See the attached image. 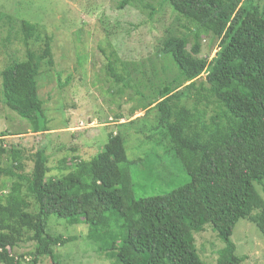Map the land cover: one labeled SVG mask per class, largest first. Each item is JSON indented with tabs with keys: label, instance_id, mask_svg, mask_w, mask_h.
<instances>
[{
	"label": "trees",
	"instance_id": "obj_1",
	"mask_svg": "<svg viewBox=\"0 0 264 264\" xmlns=\"http://www.w3.org/2000/svg\"><path fill=\"white\" fill-rule=\"evenodd\" d=\"M115 1L118 10L135 2ZM245 1L162 0L193 27V44L189 49L187 36L169 33L157 56L169 59L177 75L158 88L147 79V85L139 83L151 88L148 96L137 86L133 93L141 112L158 111L155 130L174 150L189 176L187 184L137 199L124 138L118 134H110L92 160L74 158L59 169V177L49 179L43 149L25 174L20 152L3 146L14 136H0V180L9 184L0 185V264H19L11 250L29 242L35 246L34 262L42 256L55 260L54 249L70 239L47 233L51 216L96 229L89 238L111 264H206L194 244V235L206 227L224 245L217 264H240L230 237L244 219L264 239V201L255 190L264 181V12ZM201 31L218 42L209 60L199 56ZM20 32L25 46L41 37L38 26L26 21ZM44 39L42 53L27 50L24 60L11 61L0 73V103L42 135L49 130L37 80L41 63L51 58V38ZM117 63L109 61V77L131 89L129 66L122 65V77ZM202 75L207 87H197ZM116 92L125 93L120 87Z\"/></svg>",
	"mask_w": 264,
	"mask_h": 264
},
{
	"label": "rangeland",
	"instance_id": "obj_2",
	"mask_svg": "<svg viewBox=\"0 0 264 264\" xmlns=\"http://www.w3.org/2000/svg\"><path fill=\"white\" fill-rule=\"evenodd\" d=\"M249 1L264 12V0ZM21 21L37 25L40 40L36 38L25 46ZM191 31L193 27L162 0H135L123 10H118L115 0H0V73L11 61L24 60L27 50L42 53L44 37L51 38L50 62L41 63L37 80L49 132L33 133L29 122L0 103V136H14L3 140V146L20 152L25 174L32 172L33 156L43 149L51 168L46 175L49 179L59 177V169L69 166L74 158L92 160L103 150L108 136L118 134L124 138L137 199L165 195L187 184L189 176L174 150L155 130L158 111L141 112L140 99L133 92L137 86L148 96L151 88H142L139 83L147 85V79L158 88L177 75L169 59L157 56L159 46L172 33L187 36L190 49ZM200 46L199 56L209 60L218 42L201 31ZM114 59L122 77V65L129 66L131 89L116 85L109 77L108 64ZM131 63L137 67H131ZM204 82L202 75L197 87H207ZM118 87L125 93L118 94ZM1 95L0 78V99ZM8 164L5 157L3 165ZM4 181L0 180V185L9 186ZM263 188L264 181L262 187L255 185L264 201ZM95 230L51 216L47 233L70 239L54 249L55 260L42 256L34 262L35 246L30 242L21 243L11 254L19 264H111L112 260L99 253L89 238ZM230 242L235 247L234 255L242 260L240 264H264V239L247 219L236 223ZM194 244L201 260L217 264L218 251L224 245L210 227L194 235Z\"/></svg>",
	"mask_w": 264,
	"mask_h": 264
},
{
	"label": "built area",
	"instance_id": "obj_3",
	"mask_svg": "<svg viewBox=\"0 0 264 264\" xmlns=\"http://www.w3.org/2000/svg\"><path fill=\"white\" fill-rule=\"evenodd\" d=\"M81 126H83V124H81Z\"/></svg>",
	"mask_w": 264,
	"mask_h": 264
},
{
	"label": "bare ground",
	"instance_id": "obj_4",
	"mask_svg": "<svg viewBox=\"0 0 264 264\" xmlns=\"http://www.w3.org/2000/svg\"><path fill=\"white\" fill-rule=\"evenodd\" d=\"M113 74V73H112Z\"/></svg>",
	"mask_w": 264,
	"mask_h": 264
}]
</instances>
